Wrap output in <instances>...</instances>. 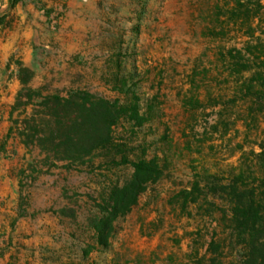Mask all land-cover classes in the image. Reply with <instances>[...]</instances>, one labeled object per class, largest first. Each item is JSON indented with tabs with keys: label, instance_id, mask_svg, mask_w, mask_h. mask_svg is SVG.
<instances>
[{
	"label": "rangeland",
	"instance_id": "obj_1",
	"mask_svg": "<svg viewBox=\"0 0 264 264\" xmlns=\"http://www.w3.org/2000/svg\"><path fill=\"white\" fill-rule=\"evenodd\" d=\"M257 2L0 0V264L237 263L222 187L260 151L264 114L233 102L224 62ZM154 158L100 243L114 193Z\"/></svg>",
	"mask_w": 264,
	"mask_h": 264
},
{
	"label": "trees",
	"instance_id": "obj_2",
	"mask_svg": "<svg viewBox=\"0 0 264 264\" xmlns=\"http://www.w3.org/2000/svg\"><path fill=\"white\" fill-rule=\"evenodd\" d=\"M243 6V5H242ZM254 14L240 17L242 25L249 24V31L241 33L247 39L240 48L227 52L231 61H225L226 71L236 76L235 100H251L249 113L257 121L264 114V31L259 35L251 23L262 16L258 0ZM249 123V119L246 120ZM251 127V124H247ZM260 151L244 152V163L231 173L232 184L224 185L223 198L228 206V220L233 234L237 237L235 247L240 254L234 264H264V143L258 144ZM134 174L124 188L114 193V203L109 216L95 224L99 241L107 243L112 220L118 216V209L126 205L125 214L138 197L146 190L147 184L161 173L157 159H140L134 162ZM258 172L263 175L258 177ZM253 178V179H252ZM226 216V217H227Z\"/></svg>",
	"mask_w": 264,
	"mask_h": 264
}]
</instances>
